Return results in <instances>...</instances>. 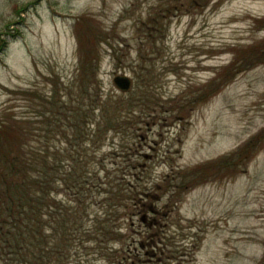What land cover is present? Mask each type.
<instances>
[{
    "label": "rangeland",
    "instance_id": "374dc122",
    "mask_svg": "<svg viewBox=\"0 0 264 264\" xmlns=\"http://www.w3.org/2000/svg\"><path fill=\"white\" fill-rule=\"evenodd\" d=\"M91 26L104 32L101 44L85 39ZM16 28L17 35L0 36V45L6 40L0 50V108L14 103L10 90L47 92L57 77L61 87L72 83L80 44L83 53H99L104 97L136 100L130 114L122 112L132 116L135 130L109 133L92 161L101 159L108 168L102 180L147 188L146 207L157 213L144 210L132 225L129 216L117 220L124 239L80 249L68 264H133L136 246L129 252L130 241L143 243L146 252L144 263L135 264L262 260L264 146L188 189L182 186L192 168L264 130V61L200 100L214 81L228 78L232 64L264 51V0H0V34ZM117 75L132 79L131 90L115 86ZM105 196L96 193V199ZM91 210L103 212L99 204ZM142 216L155 224L147 229ZM117 250L120 257L112 259Z\"/></svg>",
    "mask_w": 264,
    "mask_h": 264
},
{
    "label": "trees",
    "instance_id": "16d2710c",
    "mask_svg": "<svg viewBox=\"0 0 264 264\" xmlns=\"http://www.w3.org/2000/svg\"><path fill=\"white\" fill-rule=\"evenodd\" d=\"M4 32L0 36H14L19 28L12 34ZM84 36L93 43L105 39L104 32L94 26ZM257 54L243 65L240 60L232 64L228 78L214 81L200 100L214 96L239 72L264 61V51L262 56ZM98 56L93 48L83 53L80 44L79 74L72 83L61 87L57 77L50 81L47 92L10 90L13 97L9 101L14 103L0 108V264H68L80 249H96L102 243L124 239L117 220L127 221L129 216L132 225L144 210L154 213L146 207L145 201L151 197L147 188L116 182L118 178L102 180V171L110 175L108 168L101 159L92 161L109 133L135 130L132 116L122 112L129 110L130 114L136 100L104 97L98 85ZM263 146L264 130L235 151L192 168L183 176L189 177L183 190L200 183L205 175H213L212 170L231 167L230 161L237 164L235 161L249 159ZM97 192L106 194L103 201L96 199ZM98 204L103 212L92 214L91 208ZM146 220L142 216L145 226L155 224ZM132 245L136 246L133 264L144 263L143 243L130 241L129 252ZM119 252L112 259L119 258ZM258 264H264V257Z\"/></svg>",
    "mask_w": 264,
    "mask_h": 264
},
{
    "label": "water",
    "instance_id": "95a60500",
    "mask_svg": "<svg viewBox=\"0 0 264 264\" xmlns=\"http://www.w3.org/2000/svg\"><path fill=\"white\" fill-rule=\"evenodd\" d=\"M113 82L115 86L121 91H129L132 88V79L127 75H117L114 77Z\"/></svg>",
    "mask_w": 264,
    "mask_h": 264
},
{
    "label": "flooded vegetation",
    "instance_id": "af4514ba",
    "mask_svg": "<svg viewBox=\"0 0 264 264\" xmlns=\"http://www.w3.org/2000/svg\"><path fill=\"white\" fill-rule=\"evenodd\" d=\"M154 213H157L156 211H154V209H151Z\"/></svg>",
    "mask_w": 264,
    "mask_h": 264
}]
</instances>
